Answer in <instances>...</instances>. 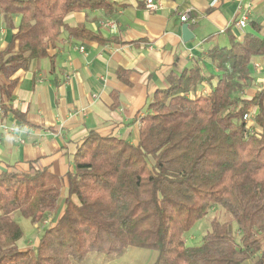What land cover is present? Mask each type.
<instances>
[{
    "label": "trees",
    "instance_id": "trees-1",
    "mask_svg": "<svg viewBox=\"0 0 264 264\" xmlns=\"http://www.w3.org/2000/svg\"><path fill=\"white\" fill-rule=\"evenodd\" d=\"M108 0H0L11 40L0 51L4 112L23 119L9 102L14 75L67 32L76 40L105 39L86 25L71 26L68 14L109 9ZM231 31V28H230ZM216 71L194 63L168 73L142 117L137 143L91 131L64 178L49 169L13 167L0 173V264H81L93 252L121 256L129 247L157 251L153 264H264V88L247 97L255 77L250 67L264 56V24L252 21L242 38L208 54ZM206 85L209 91H205ZM256 108L250 130L244 114ZM64 203L61 215L42 224ZM198 245L186 233L209 211ZM42 227L37 243L22 249L24 229L13 214Z\"/></svg>",
    "mask_w": 264,
    "mask_h": 264
},
{
    "label": "crops",
    "instance_id": "crops-1",
    "mask_svg": "<svg viewBox=\"0 0 264 264\" xmlns=\"http://www.w3.org/2000/svg\"><path fill=\"white\" fill-rule=\"evenodd\" d=\"M108 1L113 8L78 10L66 17L69 25H86L105 41L76 40L65 32L49 49L55 68L49 58L36 59L14 75L19 83L9 103L25 117L0 112V173L9 167H35L65 177L74 170V155L91 131L137 143L141 119L156 92L167 87L170 71L194 63L216 71L208 56L213 47L229 46L231 32L242 38L252 21L264 24V0H155L160 5L156 10L148 9L146 0ZM247 4L252 11L244 30L230 26L240 17L239 6ZM190 8L197 21L188 22L194 39L186 42L181 14ZM11 37L0 16V51ZM250 67L255 85L246 90L247 97L264 88V56L253 57ZM3 99L0 93V106ZM66 185L65 177L63 195ZM63 209L64 203L46 224L54 223ZM118 257L88 255L81 264H113Z\"/></svg>",
    "mask_w": 264,
    "mask_h": 264
},
{
    "label": "rangeland",
    "instance_id": "rangeland-1",
    "mask_svg": "<svg viewBox=\"0 0 264 264\" xmlns=\"http://www.w3.org/2000/svg\"><path fill=\"white\" fill-rule=\"evenodd\" d=\"M13 216L18 219L24 229V236L18 241L19 246H25L27 248L29 245H32L33 243L37 242L39 234L43 230L42 227H40V225L36 222L34 223L35 226H33L28 219L21 217L18 212H15ZM213 218H218L221 221H228L230 218V214L219 207L209 211V213L205 217L198 220L193 225V227L186 233L185 236L188 244L198 245L201 243L204 234L211 229V220ZM42 224L44 225L46 223L43 222ZM47 225L48 224H46V226ZM31 239L32 241H29ZM157 254V251L152 249L131 247L127 250L126 255L119 256L118 259H116V262L113 264H152L156 260ZM89 255L96 256L101 260L110 257L109 254L104 252H93ZM242 264L252 263L251 261H246Z\"/></svg>",
    "mask_w": 264,
    "mask_h": 264
},
{
    "label": "built area",
    "instance_id": "built-area-1",
    "mask_svg": "<svg viewBox=\"0 0 264 264\" xmlns=\"http://www.w3.org/2000/svg\"><path fill=\"white\" fill-rule=\"evenodd\" d=\"M159 6L160 5L155 0H146V7L148 9L156 10ZM239 10H240V17L236 21H232L230 23V26H234L239 30H244L245 26L248 23V20H249L251 11H252V6L251 4H247L245 6L241 5L239 6ZM191 12H192L191 8L182 12L181 20L184 22L196 23L197 19L191 16ZM81 49L83 50L84 47H81ZM0 112L4 113V110L1 106H0ZM255 116H256V108H253L252 110L244 114V120L247 124V127L250 130L253 129L252 124H253ZM3 127L6 130L10 129V127L8 128L6 125H3ZM47 221L48 220L44 221V223H46Z\"/></svg>",
    "mask_w": 264,
    "mask_h": 264
},
{
    "label": "water",
    "instance_id": "water-1",
    "mask_svg": "<svg viewBox=\"0 0 264 264\" xmlns=\"http://www.w3.org/2000/svg\"><path fill=\"white\" fill-rule=\"evenodd\" d=\"M182 34H183V39L186 42L194 39V34L190 29V25L188 22L182 24Z\"/></svg>",
    "mask_w": 264,
    "mask_h": 264
}]
</instances>
